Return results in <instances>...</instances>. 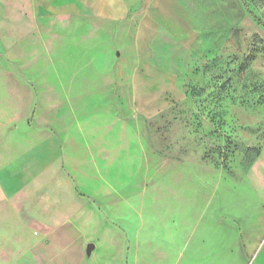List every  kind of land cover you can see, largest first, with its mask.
I'll return each mask as SVG.
<instances>
[{"label": "rangeland", "instance_id": "1", "mask_svg": "<svg viewBox=\"0 0 264 264\" xmlns=\"http://www.w3.org/2000/svg\"><path fill=\"white\" fill-rule=\"evenodd\" d=\"M62 2L0 0V264H121L133 224L106 209L128 210L138 196L161 204L178 197L175 217L187 218V204L194 218L209 211L210 252L218 227L235 241L250 225L238 211L252 212L251 234L262 238L264 0H93L83 9ZM96 20L113 24L112 40L97 48L108 70L81 88L68 70L81 59L68 50L58 57V36ZM59 61L67 64V90L58 87ZM149 64L169 78L162 81L175 82L153 115L132 110L129 86L137 66ZM104 110L126 114L144 142L143 170L131 188L107 198L84 193L55 158L50 175L41 164L28 175L27 154L38 157L50 136L61 141L77 118ZM168 218L153 226L171 225ZM75 225L77 233L66 230ZM154 235L162 242L146 250L147 264H174L178 252Z\"/></svg>", "mask_w": 264, "mask_h": 264}, {"label": "crops", "instance_id": "2", "mask_svg": "<svg viewBox=\"0 0 264 264\" xmlns=\"http://www.w3.org/2000/svg\"><path fill=\"white\" fill-rule=\"evenodd\" d=\"M66 1L61 4L69 6L68 9L74 7L83 9L90 3L93 4V0ZM110 25H112L111 29ZM113 34V24L107 21L102 24L98 20L80 23L75 26L73 33H59L58 57L61 59L67 57L66 50H68L69 57L81 60L68 68L73 74L72 81L68 77L67 64L64 61L58 62V87L67 90L70 81L79 83L81 88H84L85 84L90 87L93 82H97L99 74L106 73L108 70L101 64L104 60L101 55H98L97 48L109 37L112 40ZM44 41H42L43 48H46V41L45 44ZM68 43L72 44V50L67 48ZM162 79L169 78L163 77V72L155 65L149 64L139 68L137 66L136 71L133 72L132 81H129L132 90L131 106L135 113L141 111L143 114L153 115L162 110V92L167 88L171 91V86L175 83L162 81ZM117 101L121 105L124 103L119 98ZM41 147L38 157L35 158L34 153L31 152L30 155L27 154L26 159L30 160V164L27 165L28 175L38 170L36 167L38 164H41L43 172L50 175L52 172L50 167L54 164L55 158L61 165L64 175L75 187L100 198L111 197L131 188L139 179L145 161V145L135 124L126 114L110 110L96 111L77 118L66 130L61 141L50 136ZM261 191L264 193V186ZM177 200L178 197L176 200H170L169 204L166 202L161 204L162 199L138 196L126 202L125 205H132L128 210H116L114 207L106 209L107 217L128 218L133 224L132 227L125 228L127 247L131 252L128 253L129 258L121 264H147L146 250L159 247L157 244L162 242L157 241L154 233L159 234L162 240H166V246L170 250L178 252V258L174 264H264V235L260 239L257 235L252 236V212L242 215L238 211L244 221L249 220L250 225H245L238 232L239 239L235 236V241H231V238L226 236L231 234L230 231H226V226L218 227L217 232L213 233L217 234L215 236L217 241L212 249L214 252H210V247L213 245L209 242L211 233L209 211L202 208L200 216L195 214V218L201 219L195 226V218L189 213V204L185 212L186 217L190 219L188 222L181 213L180 215L177 213V217L174 216L173 211ZM135 202H137L136 205L133 204ZM149 202L153 203L152 206ZM165 214L169 215L170 218L167 220L171 225L167 226L162 222L158 227L159 222H157L156 226H153L154 219L160 220ZM205 214L208 215L207 225L202 227L201 223L204 222ZM66 230L69 233L78 232L76 225ZM236 232L234 229V234ZM243 232L249 234V240L242 241ZM153 237L156 242L154 241V245L149 247L147 243L152 241ZM184 239L187 242H184ZM60 241L61 239L51 242L49 246L53 248L54 244ZM79 244L78 241L75 246L78 247ZM53 262L54 264H71L69 260L62 261V259L59 261L55 259ZM77 262H79L77 264H83L80 258ZM89 262L88 264H103L100 260Z\"/></svg>", "mask_w": 264, "mask_h": 264}]
</instances>
